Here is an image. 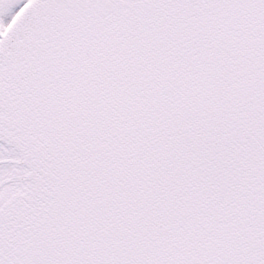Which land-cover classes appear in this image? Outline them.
I'll list each match as a JSON object with an SVG mask.
<instances>
[{
	"label": "snow or ice",
	"instance_id": "1",
	"mask_svg": "<svg viewBox=\"0 0 264 264\" xmlns=\"http://www.w3.org/2000/svg\"><path fill=\"white\" fill-rule=\"evenodd\" d=\"M0 264H264V0H0Z\"/></svg>",
	"mask_w": 264,
	"mask_h": 264
}]
</instances>
